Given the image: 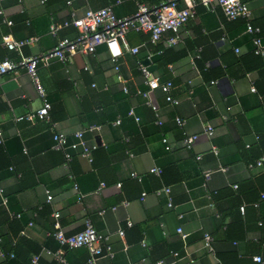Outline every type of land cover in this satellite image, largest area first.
Segmentation results:
<instances>
[{
  "label": "crops",
  "instance_id": "crops-1",
  "mask_svg": "<svg viewBox=\"0 0 264 264\" xmlns=\"http://www.w3.org/2000/svg\"><path fill=\"white\" fill-rule=\"evenodd\" d=\"M120 1L1 0L0 61L20 59L18 52L5 46L7 37H36L24 46L23 54L39 55L54 48L60 38L78 33L70 25L55 36L50 32L53 22L63 23L110 4L119 16H127L136 12L137 1L153 6L165 0ZM176 1L180 7L187 5V0ZM245 1L264 41V0ZM247 21L229 19L219 6L199 4L196 16L179 33L173 61L156 67L157 53L153 57L150 53L156 46H170L164 40L153 44L149 32L136 30L127 33L126 43L140 50H126L119 71L105 44L88 54L77 53L67 63L58 58L40 62V78L52 103L51 122L26 117L43 104L26 67L19 65L4 74L0 188L8 204H2L0 192V245L5 237L13 242L27 237L40 246H59L50 238L57 220L69 234L81 231L90 220L100 232L111 235L116 250L114 257H101L97 264H157L159 259L167 264H264V224H260L264 223V54L255 52ZM171 35L168 32L165 38ZM140 62L150 65L162 82H174L172 94L180 100L178 105L168 102L161 89L151 92L162 124L143 95L150 87ZM178 116L185 120L183 126ZM92 125L101 128L92 130ZM208 126L214 128L212 136L206 133ZM80 130H85L88 144L98 146L93 161L80 150H71L73 159L66 166L64 151L53 147L54 132H63L74 142ZM190 134L199 137L188 148L184 139ZM260 158L262 165L257 164ZM155 166L162 167L161 175L151 172ZM167 185L172 187L173 207L165 194L155 193ZM257 201L259 206L254 205ZM243 204L245 213L240 210ZM120 229L126 232L124 238ZM206 232L214 238V251L204 242ZM60 249L65 261L47 249L39 256L47 264H90L88 248ZM3 253L0 246V264L5 261ZM254 255H261L263 262L255 261Z\"/></svg>",
  "mask_w": 264,
  "mask_h": 264
},
{
  "label": "built area",
  "instance_id": "built-area-1",
  "mask_svg": "<svg viewBox=\"0 0 264 264\" xmlns=\"http://www.w3.org/2000/svg\"><path fill=\"white\" fill-rule=\"evenodd\" d=\"M119 2L121 1L119 0ZM68 3H71V1H68ZM137 4V11L134 14L127 16H119L114 9V5L110 4L96 10L88 9L83 16L77 18L75 17L72 20H66L63 23L53 22L51 24L50 32L55 36L58 35L62 28L70 25L75 26L78 29V33L75 37L65 36L60 38L54 48L43 54L29 56L23 54L24 46L34 42L37 39L36 37L26 39L5 38V46L18 52L20 54V59L16 61L11 58H6L0 61V78L8 72L14 71L19 65L25 66L33 85L43 101L42 106L36 112L26 116L28 119L34 120L36 118H41L51 122L52 103L48 98L46 88L43 86L40 78V62L47 63L51 58H58L62 62L67 63L71 60L73 55L77 53L88 54L94 52L99 45L105 44L110 53L111 60L115 64L116 70L119 71V60L124 55L125 51L127 50L132 53H138L140 50L138 46L130 47L126 43V35L130 30L149 32L151 42L153 44H157L158 42L164 40L166 45L173 46L180 41L179 33L181 29L196 16L197 6L199 4L212 9L219 6L231 20L246 18L248 20L247 32L254 35L253 43L255 45V52L258 54H264V41L261 37L262 29L250 20L252 11L249 3L245 0H187V5L184 7L178 6L176 0H165L160 5L153 6H149L142 1H137ZM6 21L9 24L13 23L12 20L9 19H6ZM168 32H172L174 35L165 38V34ZM236 50L239 51L238 48ZM161 52L162 51L151 52L150 57H153L156 53L159 54ZM139 67L150 87L147 91L143 92V95L147 98V103L155 110L157 123L162 124L163 121L159 114V107L152 100L151 92L155 89H161L165 92L166 100L168 102L178 105L180 100L172 94L174 82L172 80L162 82L160 77L153 73L150 69V65L148 64L140 62ZM119 76L122 77L121 73ZM215 82L216 80L212 81V83ZM130 114H134V111L131 110ZM137 119L139 120L140 118L137 117ZM176 120L181 126L185 124V120L179 116L176 117ZM117 123H121V119H118ZM100 128L101 126L99 125L90 126V129L92 130H98ZM206 133L209 136H212L214 134V128L212 126H208L206 128ZM75 135L77 137V141L74 142H71L69 140V136L63 132H54L53 135V147L64 151L66 166H69L70 161L73 159V153L71 150H80L84 157L93 161L92 153L98 147L96 144H88L85 139V130H80L76 132ZM198 137V134L186 135L184 139L185 145L188 148L192 147ZM163 141L167 144V148L170 149L171 146L167 136L163 137ZM2 142V129L0 127V143ZM257 164L262 165L263 158H260L257 161ZM151 172L161 175L163 169L160 166H155L151 168ZM210 175L211 172L208 171L206 173L207 178H209ZM132 176L140 180L142 179L141 175L137 172H132ZM102 186H105V183H103ZM118 186H121V183H118ZM75 187L78 189L77 184H75ZM235 187H237V185H235ZM0 192L2 195V204L7 205L8 198L4 195V189L0 188ZM155 193L158 196L165 194L168 199V205L171 207L175 205L172 195V187L170 185L157 189ZM261 195V197L264 198V193ZM145 196H147V192L143 193V198H145ZM48 199L52 200L53 196L49 194ZM259 204L260 201L254 203L255 206H259ZM240 210L242 213H245L246 205H241ZM20 215V213H15V216ZM128 223H130V220ZM32 224L33 222H30V225ZM260 224L262 225V221ZM179 231L184 237L186 236L182 227L179 228ZM51 234L62 245L69 248H88L91 253V257L89 259L90 264H97V260L104 256L114 257L116 253V250H114L111 244V235L100 232L90 220H87L84 229L72 234H67L60 221L57 220L55 223V230L51 232ZM118 234L124 238L126 232L124 229H120ZM213 240L214 238L211 233L206 232L204 234V242L210 251H214ZM46 251L48 254L57 256L61 261H65L63 250L60 249L53 252L47 249ZM172 254L177 257L179 252L173 251ZM11 256H14V254H11ZM253 259L257 262H263V257L261 255H254ZM38 262L39 255H35L32 260V264H38ZM156 263L167 264L164 259H160Z\"/></svg>",
  "mask_w": 264,
  "mask_h": 264
},
{
  "label": "trees",
  "instance_id": "trees-1",
  "mask_svg": "<svg viewBox=\"0 0 264 264\" xmlns=\"http://www.w3.org/2000/svg\"><path fill=\"white\" fill-rule=\"evenodd\" d=\"M154 50H156V52L162 51L161 53L156 54L154 56V66L155 67L160 66V65H164V64H168V63H171L173 61L172 56L174 55V52H175L174 45L170 46L168 48L156 46ZM262 224H264V223L262 222ZM20 229L21 228H18L17 231H19ZM54 230H55V228H54ZM14 231H15V229H14ZM67 234H69V233H67ZM50 238L52 240L56 241L59 246H57V245L52 246V245H50V243L45 244V246H40L39 244L35 243L33 240H31L27 237H21L17 242H13V240H11V238L9 239L8 237L2 238L3 241L1 242L0 246L4 252L3 255L5 256V261L3 264H32L33 257L35 255H40L41 251L44 249H49L53 252L58 251L60 246L64 249H67V250L75 249V248H69L67 246L62 245L52 234L50 235ZM11 254H14V256H11ZM39 261L42 264H47L42 259V256L41 257L39 256ZM53 264H58V263L54 262Z\"/></svg>",
  "mask_w": 264,
  "mask_h": 264
}]
</instances>
